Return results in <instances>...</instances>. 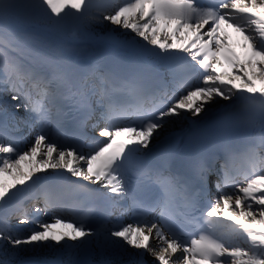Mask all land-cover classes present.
Segmentation results:
<instances>
[{
    "label": "snow or ice",
    "instance_id": "snow-or-ice-1",
    "mask_svg": "<svg viewBox=\"0 0 264 264\" xmlns=\"http://www.w3.org/2000/svg\"><path fill=\"white\" fill-rule=\"evenodd\" d=\"M0 113V264H264V0H0Z\"/></svg>",
    "mask_w": 264,
    "mask_h": 264
},
{
    "label": "bare ground",
    "instance_id": "bare-ground-1",
    "mask_svg": "<svg viewBox=\"0 0 264 264\" xmlns=\"http://www.w3.org/2000/svg\"><path fill=\"white\" fill-rule=\"evenodd\" d=\"M101 40H102V36H101V33L100 31H97L96 33V44H95V49H100V48H103V44L101 43ZM162 69V68H160ZM22 116V114L18 115V119L19 117ZM8 117L10 119V115L8 114ZM3 113H0V119H3ZM212 119H216L217 118V113H213L212 116H211ZM30 142V141H29ZM25 145L21 146V147H24ZM24 165H22L23 167ZM7 179V178H6ZM49 257H46L44 254H32V253H29L27 254L24 259L26 261L29 262V264H43V262L48 259ZM93 260H98L99 257H92ZM146 260H148L149 262L151 261V257H145Z\"/></svg>",
    "mask_w": 264,
    "mask_h": 264
},
{
    "label": "rangeland",
    "instance_id": "rangeland-1",
    "mask_svg": "<svg viewBox=\"0 0 264 264\" xmlns=\"http://www.w3.org/2000/svg\"><path fill=\"white\" fill-rule=\"evenodd\" d=\"M228 31H229V33H230L234 38H236V35H237V34L232 33V30H231V29H228ZM235 51H236L237 53H239V52H240V49H239V48H236Z\"/></svg>",
    "mask_w": 264,
    "mask_h": 264
}]
</instances>
